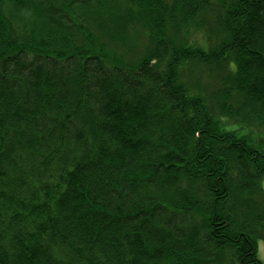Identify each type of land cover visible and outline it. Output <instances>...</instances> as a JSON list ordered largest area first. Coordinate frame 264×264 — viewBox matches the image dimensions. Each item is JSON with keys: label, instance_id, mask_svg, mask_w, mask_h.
Wrapping results in <instances>:
<instances>
[{"label": "trees", "instance_id": "trees-1", "mask_svg": "<svg viewBox=\"0 0 264 264\" xmlns=\"http://www.w3.org/2000/svg\"><path fill=\"white\" fill-rule=\"evenodd\" d=\"M263 128L264 0H0V264H261Z\"/></svg>", "mask_w": 264, "mask_h": 264}, {"label": "rangeland", "instance_id": "rangeland-1", "mask_svg": "<svg viewBox=\"0 0 264 264\" xmlns=\"http://www.w3.org/2000/svg\"><path fill=\"white\" fill-rule=\"evenodd\" d=\"M192 38H197L199 39L200 38V33L198 31H193L192 33ZM195 43H199V41H195ZM197 74L196 76L198 75L199 77H202V80H203V83L207 86V82H211V83H215V77L211 76L208 71H202L201 70H197L196 71ZM255 134H258L261 135V134H264V128L262 130H253ZM261 185H262V188L264 190V180H262L261 182ZM257 257L259 259V261L261 262V264H264V242H258L257 244Z\"/></svg>", "mask_w": 264, "mask_h": 264}]
</instances>
